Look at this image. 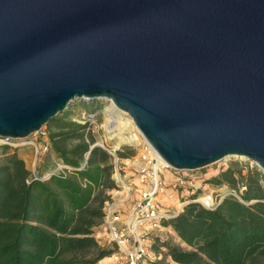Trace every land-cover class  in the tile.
<instances>
[{
	"label": "water",
	"instance_id": "1",
	"mask_svg": "<svg viewBox=\"0 0 264 264\" xmlns=\"http://www.w3.org/2000/svg\"><path fill=\"white\" fill-rule=\"evenodd\" d=\"M78 99L110 101L170 170L264 172V0H0V138Z\"/></svg>",
	"mask_w": 264,
	"mask_h": 264
},
{
	"label": "trees",
	"instance_id": "2",
	"mask_svg": "<svg viewBox=\"0 0 264 264\" xmlns=\"http://www.w3.org/2000/svg\"><path fill=\"white\" fill-rule=\"evenodd\" d=\"M80 106L87 113L101 108L98 100L82 99ZM76 107L46 125L45 158L55 154L64 172L52 173L57 166L44 162L33 173L17 151L0 162V264H98L120 251L97 236L106 231V204L121 189L113 156L94 145L93 124L78 120ZM116 154L125 159L132 152ZM211 182L226 183L237 195L207 206L194 194L181 211L162 218L185 246L150 232L151 248L162 255L153 264L167 257L179 264H264V172L257 165L246 174L229 167Z\"/></svg>",
	"mask_w": 264,
	"mask_h": 264
},
{
	"label": "rangeland",
	"instance_id": "3",
	"mask_svg": "<svg viewBox=\"0 0 264 264\" xmlns=\"http://www.w3.org/2000/svg\"><path fill=\"white\" fill-rule=\"evenodd\" d=\"M81 101L82 99L75 100L70 104V106L78 105V107H76L75 109L78 120L83 122L86 118L91 119L97 142L104 143L106 146L115 148L117 151L132 152V155L129 158H125L127 160H125L124 163L120 162V173L124 174L122 169H125L127 165L135 166L137 168L140 165H145L146 162L142 158L145 139L142 137V135L139 134L137 129H135L133 122H131L130 120L131 118L126 114H121L122 123L124 122V124L126 123L127 125H124L122 123L120 125H117L116 123L111 122L110 114L107 110L109 107H112L110 101L98 100L99 106L101 108L95 113L85 112L84 109L80 106ZM90 115L94 116L91 117ZM122 125L124 127L127 126L128 128H123ZM43 129L45 130V132L47 131L46 126H44ZM122 138L127 139L122 140ZM28 140H35L38 146L43 144L45 141L48 142L47 134L45 135V137H40L39 135H36L34 133L30 135V137H28ZM12 148L14 150H18V155L21 154L26 156L28 167L33 173L38 172L39 167L43 166L44 162H46L51 167H58L60 165L55 157V154L53 153H50L48 157L45 158V153L48 152L49 149L45 152L37 154V148L32 144H26ZM12 148L4 150L0 147V162L4 161L7 152L12 153ZM255 166L256 163L254 162L246 161L243 159L228 158L221 160L209 167L191 172L163 170V172L160 173V177L163 182L164 190L161 192L159 198L164 204L165 208L168 209L171 213L181 211L183 205L190 201L194 194H197V200L199 202L204 205L211 206L215 204L217 200L223 198L228 194L237 195V193L232 190L226 183L220 185L211 182L212 177L218 175L221 171L226 170L229 167L235 170L242 169L243 173L246 174L249 169H253ZM115 192L116 191H114L112 194H114ZM205 197H209L208 199L210 204H206V202L203 200ZM159 228V226H144L143 228H141V232L145 234V237H147V242H152L151 237L148 236L150 232H159L174 244H179V241L176 240L175 235L166 230H163L162 232L156 231V229ZM106 242H108V239H106ZM152 251L154 255L146 259L143 264H153V262L162 258V255L159 258L160 254H157L153 249ZM114 256L119 257V264H127V259L123 252L119 251L118 254H114ZM113 259L115 260L116 258L114 257ZM104 262L105 264H111V259H108ZM104 262L101 264H104ZM162 264L170 263L165 258L163 259Z\"/></svg>",
	"mask_w": 264,
	"mask_h": 264
},
{
	"label": "built area",
	"instance_id": "4",
	"mask_svg": "<svg viewBox=\"0 0 264 264\" xmlns=\"http://www.w3.org/2000/svg\"><path fill=\"white\" fill-rule=\"evenodd\" d=\"M90 116L93 117L94 115ZM130 120L133 122L132 119ZM35 134L40 137H45L46 132L42 128ZM0 144H7L12 147L32 144L37 148V154L49 149V143L47 141L38 146L35 140H28V138L17 141L10 138H0ZM100 144L113 156L114 178L121 187L119 192L126 194L127 197L130 196L132 188L123 177V174L120 173L121 159L116 154L117 150L106 146L104 143ZM142 158L146 162L145 166L136 172L134 177H136L142 184L151 181L152 184L150 188H147L140 193L139 197L134 202L132 211L129 215H124L119 212L113 201L108 202L105 207V226L106 233L108 234V241L116 242L120 251L125 254L127 264H143L146 259L154 255L151 245L146 241L147 237L141 232V228L144 226L162 227L160 220L169 216L171 213L165 208L159 198L161 192L164 190L160 173H162L163 170H170L167 163L146 141ZM63 168L64 165H59L52 173L56 171L64 172Z\"/></svg>",
	"mask_w": 264,
	"mask_h": 264
},
{
	"label": "crops",
	"instance_id": "5",
	"mask_svg": "<svg viewBox=\"0 0 264 264\" xmlns=\"http://www.w3.org/2000/svg\"><path fill=\"white\" fill-rule=\"evenodd\" d=\"M87 119H90V118H86L85 120ZM18 150H14L12 148V153L15 152ZM20 156L22 158L25 159L26 163H27V158L25 155H21ZM127 160V159H122L121 163H124V161ZM28 166V164H27ZM145 165H140L137 167L135 166H130V165H127L125 167V169H122L123 171V177L126 179V181L131 185V188H132V191H131V195L127 197L126 194L119 192V191H116L114 194H112V197H113V202L115 203L116 205V208L119 212L123 213L124 215H129L132 211V207H133V204L134 202L136 201V199L139 197L140 193L147 189V188H150L152 182L149 181L147 182L146 184H142L140 183L136 177H134V175L136 174V172H138L142 167H144ZM30 169V168H29ZM178 212V211H176ZM163 230H166V231H169L171 232L173 235L176 236V240L179 241V244L182 245V246H185L184 243L181 242L180 238L177 236L176 232L173 230L172 227H160L159 229H156V231H163ZM98 237L100 238H103L104 240L108 239V234L106 233V231H103V232H100L98 235ZM149 241V240H148ZM151 243V242H149ZM115 254H118L115 253ZM161 254L159 255V258H160ZM116 258L115 260L113 258ZM108 259H111V264H119L120 263V260L119 257H116L114 256H111V257H107L103 260H101L98 264H101L103 263L104 261L108 260ZM166 260L170 263V264H179V263H176L175 261L172 260L171 257H167ZM105 264V262H104Z\"/></svg>",
	"mask_w": 264,
	"mask_h": 264
},
{
	"label": "bare ground",
	"instance_id": "6",
	"mask_svg": "<svg viewBox=\"0 0 264 264\" xmlns=\"http://www.w3.org/2000/svg\"><path fill=\"white\" fill-rule=\"evenodd\" d=\"M108 112H109V114H110V120H111V122H113V123H116L117 125H120L121 123H122V121H121V114L119 113V112H115L114 110L115 109H113L112 107H109L108 109ZM122 124H124V122L122 123ZM134 124V123H133ZM116 125V126H117ZM124 125H127L126 123L124 124ZM123 126V125H122ZM125 127H127V126H125ZM124 126H123V128H125ZM134 127H135V129H137V131L139 132V134L141 135V133H140V131L138 130V128L134 125ZM121 128V127H120ZM128 128V127H127ZM133 132V131H132ZM134 137H136V136H134ZM133 137V138H134ZM143 137V136H142ZM144 138V137H143ZM121 139V138H120ZM127 138H122V140H126ZM131 139V138H130ZM145 139V138H144ZM128 141V140H127ZM146 141V140H145ZM147 142V141H146ZM209 198V197H208ZM208 198H204L203 200L206 202V204H210V202H209V199Z\"/></svg>",
	"mask_w": 264,
	"mask_h": 264
}]
</instances>
